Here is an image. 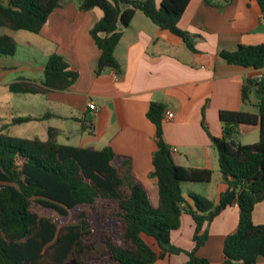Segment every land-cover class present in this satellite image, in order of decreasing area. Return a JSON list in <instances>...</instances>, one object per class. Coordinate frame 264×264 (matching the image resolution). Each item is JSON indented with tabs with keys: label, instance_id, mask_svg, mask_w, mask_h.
I'll use <instances>...</instances> for the list:
<instances>
[{
	"label": "trees",
	"instance_id": "16d2710c",
	"mask_svg": "<svg viewBox=\"0 0 264 264\" xmlns=\"http://www.w3.org/2000/svg\"><path fill=\"white\" fill-rule=\"evenodd\" d=\"M190 0H80L79 10H101L90 29L100 50L96 73L112 69L121 74L114 51L136 11L155 25L182 38L195 51L193 35L178 27ZM208 2V0H205ZM67 0H0V28L38 33L49 14ZM264 18V0H256ZM15 39L0 33V55L12 56ZM219 55L229 64L255 69L264 67V43L239 44ZM78 77L57 53L48 56L39 83L18 79L9 83L15 93H45L69 88ZM257 112L222 110L220 137H211L218 153L219 172L227 188L218 202L190 192L185 198L183 182H209L210 169L181 166L174 162L162 138L165 105L151 102L147 117L155 125L157 148L151 157L149 176L157 183L158 201L153 205L143 183L134 175L131 159L102 149L60 144L56 129L45 140L11 136L0 127V264H151L168 254L187 255L184 264H209L196 255L208 238L206 225L232 203L238 205V223L223 241L221 264H255L264 259V223L255 224L252 211L264 199V80L248 78L241 100ZM12 118V124L33 120ZM241 124L257 125L259 139L239 141ZM76 218L63 222L69 211ZM194 220L193 248L185 250L171 242L170 233L180 225L182 213ZM151 238L157 252L147 241Z\"/></svg>",
	"mask_w": 264,
	"mask_h": 264
},
{
	"label": "crops",
	"instance_id": "0c3cea01",
	"mask_svg": "<svg viewBox=\"0 0 264 264\" xmlns=\"http://www.w3.org/2000/svg\"><path fill=\"white\" fill-rule=\"evenodd\" d=\"M79 1L67 0L55 8L38 33L0 28L1 34L12 36L17 44L11 58L0 55V110L6 115L0 117L5 125L2 132L14 125L12 118L31 116L35 119L23 123H39L41 135L30 125V135L17 137L45 140L48 129L54 128L60 144L90 149L110 146L116 154L131 159L134 175L156 205L157 183L149 176L157 148L156 130L147 111L151 102H159L174 114L172 119L163 114L161 120L164 142L170 149L176 148L171 151L174 162L213 172L209 182H183V196L193 192L218 202L227 188L211 141V137L222 134L219 112H257L252 105L254 94L251 104L243 103L241 88L248 78L264 80V67L229 64L219 52L234 50L239 44L264 43V18L256 0H190L178 27L194 36L195 51L187 48L181 37L136 11L128 27H119L122 34L114 51L122 69L119 75L109 68L96 73L100 50L90 29L102 13L98 8L79 10ZM154 1L158 6L160 0ZM19 52L24 57L17 59ZM52 53L78 72L69 88L45 93L9 90V83L21 78L39 83ZM19 70L27 75L11 76L12 71ZM89 102L94 104L93 110L88 108ZM237 136L241 143L253 144L259 139V127L241 124ZM238 211V205L232 203L206 225L208 238L197 249V256L209 264H221L223 241L235 230ZM251 216L255 224L264 223V199L255 204ZM194 228L193 218L182 213L179 227L170 233L171 242L191 250ZM145 239L159 251L153 239ZM187 258L184 253L168 254L151 264H184ZM255 264H264V259L259 257Z\"/></svg>",
	"mask_w": 264,
	"mask_h": 264
},
{
	"label": "rangeland",
	"instance_id": "374dc122",
	"mask_svg": "<svg viewBox=\"0 0 264 264\" xmlns=\"http://www.w3.org/2000/svg\"><path fill=\"white\" fill-rule=\"evenodd\" d=\"M21 57H24L23 53L22 52H19V54H17V59L21 58ZM8 58H11L8 57ZM25 72V71H24ZM22 72L19 70V71H12L11 72V76H15L16 74L18 75H27V74H21ZM10 94V93H9ZM12 94V93H11ZM13 95H17L18 94H15L13 93ZM6 101H10V99H6ZM21 104V103H20ZM5 112H3L2 110H0V117L3 116V117H6V115H4ZM4 122V120H0V127L3 125L2 123ZM33 124V125H32ZM20 123V124H14V125H10L9 128H7V132L9 135L11 136H25V135H30V125L31 126H36L34 127L35 129H33V131H36L39 133V135H41V125L39 123ZM79 208H75L73 210H70L69 211V215L67 217H64L62 218V221L63 222H71V221H74L75 220V216H76V213L78 211Z\"/></svg>",
	"mask_w": 264,
	"mask_h": 264
},
{
	"label": "built area",
	"instance_id": "2783aa9c",
	"mask_svg": "<svg viewBox=\"0 0 264 264\" xmlns=\"http://www.w3.org/2000/svg\"><path fill=\"white\" fill-rule=\"evenodd\" d=\"M88 108L93 110V109L95 108V106H94V104H92V102H89V103H88ZM173 116H174V114H173V112H172L171 110H165V111H164V117H165V118H167V119H172ZM170 150H171V151H175L176 148H175V147H172Z\"/></svg>",
	"mask_w": 264,
	"mask_h": 264
}]
</instances>
